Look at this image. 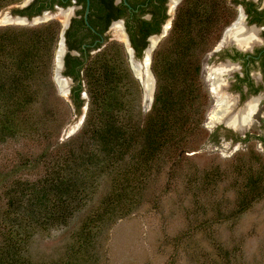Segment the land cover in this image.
I'll use <instances>...</instances> for the list:
<instances>
[{"label": "trees", "instance_id": "16d2710c", "mask_svg": "<svg viewBox=\"0 0 264 264\" xmlns=\"http://www.w3.org/2000/svg\"><path fill=\"white\" fill-rule=\"evenodd\" d=\"M19 1L0 0V10ZM218 28V20L211 17L205 24L199 14L189 16L182 4L167 43L153 55L157 88L152 109L142 119L135 118L122 100L127 66L117 43L85 66L90 104L83 135L89 144L55 158L38 180L17 179L6 190L7 204L0 214V264H35L24 243L30 226L65 225L87 205L102 177H109L110 186L75 235L80 247L91 239L92 225L113 223L132 212L135 194L147 188L143 185L152 174L161 172L169 161L177 166L183 162L193 136L203 133L198 53ZM59 32L57 22L0 29V142L26 128V113L42 86H49ZM82 91L79 85L73 96L78 104ZM257 175L248 179L239 213L260 196L256 192L263 175ZM35 217L38 222L29 223Z\"/></svg>", "mask_w": 264, "mask_h": 264}, {"label": "rangeland", "instance_id": "374dc122", "mask_svg": "<svg viewBox=\"0 0 264 264\" xmlns=\"http://www.w3.org/2000/svg\"><path fill=\"white\" fill-rule=\"evenodd\" d=\"M28 1L21 0L0 10V29L33 27L45 22L6 23L7 17L15 16L13 10ZM170 35L168 28L154 49L167 43ZM113 40L123 43L116 37ZM61 42L60 39L55 53L52 80L49 86H42L37 101L26 113V128L14 138L0 142V214L6 208V190L14 181L38 180L55 158L89 144L83 133L90 99L84 89L82 103L78 104L73 97L76 83L68 81L64 69L57 74ZM151 57L148 68L155 80L154 92L147 97L141 81L145 68L141 76L134 70L139 63L147 64V55L134 58L133 54L123 53L127 67L121 95L135 118L146 116L154 103L157 80ZM72 125L79 126L74 132H66ZM202 128V134L193 136L180 165L169 161L161 172L146 180L147 186L143 187L147 188L142 193L137 191V202L131 205L129 215L113 223L90 226L88 244L76 245V233L109 189V177L104 176L92 189L96 192L87 205L65 225L30 226L24 242L29 258L35 264L61 260L76 264H264V147L235 152L230 145L211 140L207 129ZM44 157L48 161H41ZM259 173L263 175L262 186L256 192L260 196L239 213L247 197L248 179ZM34 219L38 222L35 217L29 218V223L33 224Z\"/></svg>", "mask_w": 264, "mask_h": 264}, {"label": "flooded vegetation", "instance_id": "af4514ba", "mask_svg": "<svg viewBox=\"0 0 264 264\" xmlns=\"http://www.w3.org/2000/svg\"><path fill=\"white\" fill-rule=\"evenodd\" d=\"M182 4L205 24L219 21L198 59L209 138L235 152L264 147V0H29L12 13L29 23L39 17L41 24L59 23L57 48L61 39L74 96L79 85L85 89V66L113 43L134 58L146 54L149 63Z\"/></svg>", "mask_w": 264, "mask_h": 264}, {"label": "water", "instance_id": "95a60500", "mask_svg": "<svg viewBox=\"0 0 264 264\" xmlns=\"http://www.w3.org/2000/svg\"><path fill=\"white\" fill-rule=\"evenodd\" d=\"M11 20H5L6 23H29L27 22L28 21V18H25V17H21V16H14L13 18L10 17ZM13 19V20H12ZM44 18H37V19H32V21L30 23L34 24V23H37V21H42ZM150 51V49H149ZM148 51V52H149ZM64 54H65V50L63 48V45L61 46V49H60V53H59V61L56 63V71H57V74L60 75L62 69H64ZM143 67L145 68V73H143V76H142V84H143V88H144V91H145V94L146 96H151L154 92V89H153V85H154V78H153V75L151 74V72L149 71V68H148V63L147 64H143V63H139L137 64L136 66H134V70H135V73L137 76H141V70L143 69ZM147 72V74H146ZM147 78L150 80L151 79V83L149 85H147L146 83V80ZM68 81L72 82V80L68 79ZM79 126V125H72L70 126V128L67 129L66 132H69L71 133V130H74L76 129V127Z\"/></svg>", "mask_w": 264, "mask_h": 264}, {"label": "bare ground", "instance_id": "6f19581e", "mask_svg": "<svg viewBox=\"0 0 264 264\" xmlns=\"http://www.w3.org/2000/svg\"><path fill=\"white\" fill-rule=\"evenodd\" d=\"M5 20H6V21H7V20L9 21V20H11V19H10V17H7ZM12 20H13V19H12ZM147 82H148L147 84H150V83H151V79L149 80V79L147 78Z\"/></svg>", "mask_w": 264, "mask_h": 264}]
</instances>
